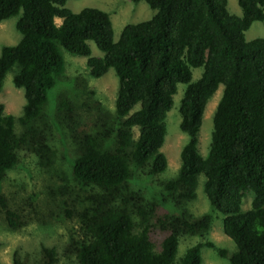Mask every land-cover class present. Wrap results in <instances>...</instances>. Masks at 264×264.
Wrapping results in <instances>:
<instances>
[{
	"label": "trees",
	"instance_id": "obj_1",
	"mask_svg": "<svg viewBox=\"0 0 264 264\" xmlns=\"http://www.w3.org/2000/svg\"><path fill=\"white\" fill-rule=\"evenodd\" d=\"M66 1L0 0V22L17 16L20 33L15 45L0 49V89L5 74L16 67L12 82L23 89L25 101L18 135L14 117L0 103V180L18 164L19 148L40 136L37 123L44 116L47 91L64 71L61 48L85 57L94 78L112 68L117 90L108 128L103 136L83 133L81 151L70 162L75 182L101 191L92 210L81 214L70 252L77 264H201L200 248L213 247V242H197L175 263L178 235L173 226L158 221L172 231L155 249L148 236L153 210L136 192L115 202L129 187L134 169L149 176L165 169L166 158L159 151L164 118L177 84H185L178 110L179 128L188 140L179 153L177 175L163 189L181 203L190 201L197 177L203 175V193L223 215L222 231L236 247L229 264H264V38L244 39L251 23L264 19V0H237L240 16L227 11L226 0H143L155 12L148 20L124 25L116 41L105 11L85 7L72 12ZM89 41L101 57L90 55ZM195 67H202V73L191 82ZM219 84L222 93L202 157L197 134L205 104ZM71 111L69 100L59 96L56 118L70 117ZM110 136L112 141L105 144ZM248 191L253 195L250 207L241 211ZM0 204L4 208L1 198ZM5 214L9 227H17V212L5 209ZM71 214L75 216L67 208L65 215ZM210 220L205 215L181 226L188 234L201 233ZM41 250L47 257L43 264H54L55 248ZM218 253L225 255L221 249ZM12 264L25 263L13 257Z\"/></svg>",
	"mask_w": 264,
	"mask_h": 264
},
{
	"label": "rangeland",
	"instance_id": "obj_2",
	"mask_svg": "<svg viewBox=\"0 0 264 264\" xmlns=\"http://www.w3.org/2000/svg\"><path fill=\"white\" fill-rule=\"evenodd\" d=\"M72 12L85 7H94L105 11L111 21L112 39L116 41L126 24L148 20L155 12L143 1L131 0H67L65 3ZM230 14L241 15L237 0H226ZM17 16L0 22V49L2 46L15 45L20 33L15 28ZM55 22L60 23L56 18ZM256 37L264 38V19L252 22L244 31V39L249 41ZM91 56H102L92 41H89ZM64 71L55 77L54 85L47 91L46 103L43 106L44 116L37 123L40 136L36 141L21 146L18 150L19 162L8 170L0 180V263L12 264L13 257L25 264H43L47 257L41 247L53 246L56 250L54 264H77L74 254L70 252L71 240L78 237L81 226V214L90 212L101 191L91 186H83L72 179L70 162L80 153L79 139L83 133L102 134L111 121L117 90V78L112 68L98 78L92 77L85 65V57L68 53L61 48ZM16 67L9 70L3 79L0 89V103L5 113L14 117L13 132L19 134L21 125L18 122L24 105L23 89L15 87L12 76ZM202 67L191 68V82L200 77ZM185 84H177L173 95L172 107L164 118L165 135L159 151L166 158V167L158 175H144L134 169L129 187L116 196L120 203L129 192H136L145 205L153 210L149 220L151 225L149 239L159 248L162 239L172 230L178 235L177 250L174 262L178 263L185 250L199 241L209 240L213 247L200 248L201 264H229V257L236 251L235 244L222 231L223 215L212 209L206 199L202 184L204 177L199 175L195 186V198L179 202L163 189V183L174 178L180 166L179 153L188 140V135L179 128V103ZM222 93L219 84L208 99L202 114L201 125L197 134V150L204 157L208 152L212 131V115ZM64 95L72 106L70 117L56 118V105L59 96ZM136 132V129H134ZM112 137L105 139V144ZM251 192H246L241 200V211L250 207ZM70 208L74 215L66 216ZM5 209L16 211L17 227L10 228ZM205 215L211 217L209 228L204 232L188 234L181 223L190 224L201 220ZM79 216V217H76ZM168 219L171 222H168ZM170 223L161 228L158 221ZM225 252L220 256L218 250Z\"/></svg>",
	"mask_w": 264,
	"mask_h": 264
}]
</instances>
